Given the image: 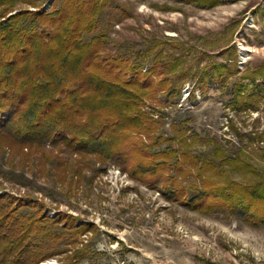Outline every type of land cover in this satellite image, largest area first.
I'll list each match as a JSON object with an SVG mask.
<instances>
[{"label": "rangeland", "instance_id": "rangeland-1", "mask_svg": "<svg viewBox=\"0 0 264 264\" xmlns=\"http://www.w3.org/2000/svg\"><path fill=\"white\" fill-rule=\"evenodd\" d=\"M50 2L44 7L48 9ZM107 3L99 30H107L110 51L129 56L154 46L144 71L154 53L162 50L158 59L182 58L188 78L181 97L159 90L158 99L148 101L147 110L161 125L151 136L135 134L130 141L135 145L126 149V158L102 161L96 155H82L52 143L22 157L0 142V197L11 196L24 203L33 200L51 218L71 215L76 225L91 227L80 235L81 243L89 245L86 257L68 260L64 253L39 264H264V223L252 224L224 211L194 209L184 202L191 198L190 190L175 194L182 201L165 193L166 185L171 190L172 176L189 184L195 179V169L194 176L176 169L172 160L166 161L168 166H158V172L153 164L143 179L130 170L139 166V160L146 165L164 162L155 155L172 142L164 138L179 135L176 130H187L183 135L190 138V150L201 157L213 149L208 140L217 138L230 154L243 149L254 164L264 165V142L249 143L247 136L236 135L230 122L233 119L242 132H264V95L258 110L237 113L228 107L239 84L252 81L253 76L264 88V75L257 74V68L264 71V0ZM215 64L227 65L228 80L207 85L203 95L197 80L208 77ZM158 70H163L161 76L168 72ZM255 71L256 75H250ZM156 136L162 139L155 142ZM173 144L179 145L178 141ZM132 148L140 149L144 157L139 159ZM232 176L241 181L252 178L237 171Z\"/></svg>", "mask_w": 264, "mask_h": 264}, {"label": "trees", "instance_id": "trees-1", "mask_svg": "<svg viewBox=\"0 0 264 264\" xmlns=\"http://www.w3.org/2000/svg\"><path fill=\"white\" fill-rule=\"evenodd\" d=\"M46 1L0 0V142L22 157L52 143L102 161L126 158L135 134L151 136L161 125L147 110L148 101L157 100L159 90L181 97L188 69L180 56L158 59L161 50L144 71L154 46L129 56L110 51L107 30H99L108 0H51L48 9ZM18 5L19 10L10 14ZM159 67L168 70L165 76ZM227 68L215 64L208 77L197 80L203 95L207 85L228 80ZM258 73L264 75L260 68ZM260 85L255 76L239 84L228 107L237 113L258 110L264 95ZM191 95L196 98L194 91ZM230 122L236 135L247 136L249 143L264 142V132H242L233 119ZM186 131L176 130L178 136L164 138L172 142L155 155L164 162L146 165L139 160L131 173L143 179L153 164L158 172V166L174 160L176 169L197 173L189 184L172 176L171 190L170 185L165 189L171 199L182 201L175 194L190 190L193 194L184 202L194 209L264 223V165L254 164L243 149L230 154L217 138L208 140L214 145L208 156L196 155L190 150V138L183 135ZM132 149L139 159L144 157L140 149ZM235 171L252 178L237 180L232 176ZM75 220L71 215L51 218L33 200L0 197V264H39L64 253L68 260L86 257L89 245L81 243L80 235L91 227L76 225Z\"/></svg>", "mask_w": 264, "mask_h": 264}]
</instances>
